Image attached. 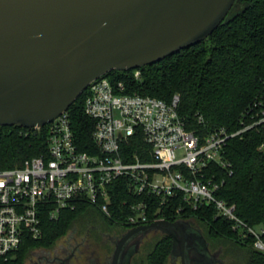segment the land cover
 <instances>
[{
  "label": "trees",
  "instance_id": "16d2710c",
  "mask_svg": "<svg viewBox=\"0 0 264 264\" xmlns=\"http://www.w3.org/2000/svg\"><path fill=\"white\" fill-rule=\"evenodd\" d=\"M108 75L125 82L132 93L166 101L179 95L178 108L186 128L202 138L222 128L234 133L251 126L226 141L222 156L230 166L215 163L208 174L221 185L216 197L235 206L242 221L261 231L259 238L264 243V123H257L264 113V0H237L225 21L201 43L153 65ZM85 97L86 92L69 108V114L80 150L94 154L98 153L93 139L95 121L85 112ZM48 137V125L41 129L0 126V168L19 167L42 155ZM121 182L117 180L111 190L110 216L99 209L97 216L92 215L89 209L94 206L87 203L62 209L55 218L46 215L42 236L28 237L14 255L0 257V264H27L35 250L55 246L75 226L101 221L111 229L130 227L127 221L134 212L129 204L141 197L129 193ZM149 218L150 222L156 218L195 221L215 246L231 241L241 245L247 264H264V250L255 245L258 238L235 228V222L213 204L198 210L152 211ZM172 250L171 237L161 236L143 264H167Z\"/></svg>",
  "mask_w": 264,
  "mask_h": 264
},
{
  "label": "built area",
  "instance_id": "2783aa9c",
  "mask_svg": "<svg viewBox=\"0 0 264 264\" xmlns=\"http://www.w3.org/2000/svg\"><path fill=\"white\" fill-rule=\"evenodd\" d=\"M84 92L85 112L95 121L98 153L80 150L68 109L46 124L45 153L19 167L0 168V257L14 255L28 237L40 238L44 216L55 218L78 203L110 216L117 180L141 197L129 204L134 212L127 221L131 228L151 223L152 211L198 210L213 204L235 228L254 234L256 247L264 250L261 231L242 221L235 206L216 197L221 185L208 174L215 163L230 166L222 156L226 141L251 126L234 133L222 128L202 138L186 128L179 95L166 101L132 93L125 82L108 74ZM257 123H264V113Z\"/></svg>",
  "mask_w": 264,
  "mask_h": 264
},
{
  "label": "water",
  "instance_id": "95a60500",
  "mask_svg": "<svg viewBox=\"0 0 264 264\" xmlns=\"http://www.w3.org/2000/svg\"><path fill=\"white\" fill-rule=\"evenodd\" d=\"M236 1L0 0V126H45L95 79L153 65L206 40ZM184 222L132 228L113 264H121L133 236L152 230L170 235L188 264Z\"/></svg>",
  "mask_w": 264,
  "mask_h": 264
},
{
  "label": "flooded vegetation",
  "instance_id": "af4514ba",
  "mask_svg": "<svg viewBox=\"0 0 264 264\" xmlns=\"http://www.w3.org/2000/svg\"><path fill=\"white\" fill-rule=\"evenodd\" d=\"M184 231L187 236L184 256L188 264H223L220 259L221 248L211 243L203 233V229L191 223L184 222ZM131 227L109 228L98 221L85 226H78L72 238L60 240L51 248H42L36 255L34 264H113L117 245L122 237L130 231ZM155 232L161 236L167 235L160 230H152L133 236L124 246L121 264H143L149 250L161 238H150L149 234ZM177 235L180 234L176 230ZM171 237V236H170ZM171 252L167 264H182L180 246ZM34 252L29 260H32ZM223 262V263H222Z\"/></svg>",
  "mask_w": 264,
  "mask_h": 264
},
{
  "label": "rangeland",
  "instance_id": "374dc122",
  "mask_svg": "<svg viewBox=\"0 0 264 264\" xmlns=\"http://www.w3.org/2000/svg\"><path fill=\"white\" fill-rule=\"evenodd\" d=\"M136 72V76H139V74H140V71H135ZM90 212H91V214L93 215L94 214V216H97L98 214H99V212H98V210H97V208L96 207H90ZM187 222H190V221H187ZM191 223H193V224H195V225H197V226H199L201 229H203V233H204V235L206 236V230H205V228L204 227H202L201 225H199L197 222H195V221H191ZM77 227L78 226H75L71 231H70V233L67 235V236H65L63 239H61V241L62 240H64V239H68L69 238V236L72 234V231L74 232V235L73 236H76L75 235V231H77ZM161 235L160 234H156L155 232H153L149 237L150 238H154V239H157V238H159ZM211 243H215V242H211ZM218 245V247H220L221 248V250H222V252H221V256H220V259L224 262H222L223 264H247L246 263V260L244 259L245 257L243 256L242 257V254H243V252L244 251H242V253L240 252V249H239V247L241 246V245H239V244H236V243H233V242H228L227 244H224V243H219V244H217ZM217 247V246H216ZM235 248V249H234ZM241 248V247H240ZM42 248H40V249H37V250H35L34 251V256H32V260H28L27 261V264H34V262L37 260V257H36V255L37 254H39L42 250H41ZM239 249V250H238ZM178 262V264H179V261H177ZM172 264V263H171Z\"/></svg>",
  "mask_w": 264,
  "mask_h": 264
}]
</instances>
